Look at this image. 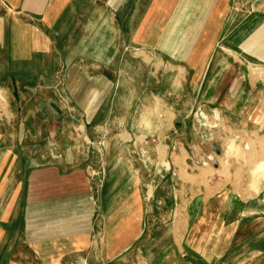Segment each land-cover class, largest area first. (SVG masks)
Segmentation results:
<instances>
[{"label":"rangeland","instance_id":"374dc122","mask_svg":"<svg viewBox=\"0 0 264 264\" xmlns=\"http://www.w3.org/2000/svg\"><path fill=\"white\" fill-rule=\"evenodd\" d=\"M64 1L63 29L52 31L63 61H12L0 51V262L10 249L11 260L32 258L21 240L14 242L22 235L33 167L79 166L109 211L127 183L119 169L106 185L105 165L118 163L106 150L113 138L130 134L123 165L142 175L147 218L141 238L106 264H264V191L241 197L264 176V77L252 78L250 88L246 67L236 76L239 65L223 58L216 0L201 24L175 31L178 41L186 37L188 51L205 46L203 60L192 62L197 72L186 55L173 60L157 46L182 0ZM208 1L196 0L201 7ZM10 7L0 0L1 21L5 11L34 21ZM110 18L111 37L119 40L106 69L81 42L89 23ZM206 38L210 44L203 45ZM183 46L179 41L176 54ZM201 172L206 182H229L205 210L201 184L183 181Z\"/></svg>","mask_w":264,"mask_h":264},{"label":"crops","instance_id":"0c3cea01","mask_svg":"<svg viewBox=\"0 0 264 264\" xmlns=\"http://www.w3.org/2000/svg\"><path fill=\"white\" fill-rule=\"evenodd\" d=\"M6 1L11 6L10 9L34 21L17 18L10 11H5L6 20H0V51L6 53L8 59L12 61H43L52 59L53 56L56 60L63 61L60 49L55 47L52 31L63 29L62 21L67 9L65 1ZM208 2L201 7L196 0H182L169 26L168 35H165V40L162 37L157 43V46L166 50L173 60H182V55H186L185 59H190V69H196V72L200 65L194 67L192 62L198 61L197 56H200V61L203 60L202 52L206 50L203 48L205 46L196 50L195 54L190 52L191 49L188 51L186 37L183 34L179 41L185 46L178 51L179 54H176L174 47L179 41L175 31L178 32L188 24H201L210 13L214 0ZM214 7L221 22L215 34L221 35L217 43L222 45L219 48L222 50L223 58H227L226 60L235 67L239 65L236 76L239 75L242 67H246L249 87L255 89L256 86L250 82L251 79L264 77V0H216ZM196 12L199 16L193 18L197 15ZM246 12L247 16H245ZM111 20L110 18L108 22L103 20L97 24L89 23L87 27L89 37H84L81 42L82 46H88L85 49L87 57L102 64L106 69L117 55L116 46L119 40L114 37V41L111 37ZM207 40L206 38L203 41V45L210 44ZM244 61H247L246 65ZM210 64L207 63L209 68ZM209 68H205V71L209 72ZM232 75L234 71L230 76ZM105 78L112 89V81ZM108 92L107 89L102 91L104 94ZM170 114L168 112V115ZM129 135L121 134L118 138H113V147L106 150L108 157L114 156L119 163L105 165L108 170L106 185L112 183L113 172L119 169L125 173L120 174V181L125 180L127 183V193L124 197L117 198L118 201L109 211H106L100 201L102 198L93 194L86 171L81 170L79 166L68 167L58 162H51L33 167L28 174L29 192L25 201L22 235L18 234L19 238L16 237L14 242L18 244L21 240L30 250L29 254L32 258L28 262L11 260L10 256L13 253L10 249L9 254L0 264H95L97 259H99L98 264H106L118 259L133 246L143 234L147 216L140 187L142 175L133 165H123L124 161L128 162L130 155L127 144L133 138ZM205 173L183 178L184 182L201 184L202 191L198 201L205 206L204 210L213 199L223 195L229 185V182L223 179L215 183L206 182L203 179ZM208 177L209 174L206 179ZM263 182L264 176L260 178L256 190L249 188L250 190L243 191L241 197L247 198L254 194L251 199H256V194L264 191ZM236 189L235 192L241 190L240 187L239 190ZM193 200L188 201L186 206L188 209L193 204ZM3 235L4 231L0 230V243Z\"/></svg>","mask_w":264,"mask_h":264},{"label":"bare ground","instance_id":"6f19581e","mask_svg":"<svg viewBox=\"0 0 264 264\" xmlns=\"http://www.w3.org/2000/svg\"><path fill=\"white\" fill-rule=\"evenodd\" d=\"M259 170L261 171V172H264V167L262 166V167H259ZM255 177H256V174H255Z\"/></svg>","mask_w":264,"mask_h":264}]
</instances>
